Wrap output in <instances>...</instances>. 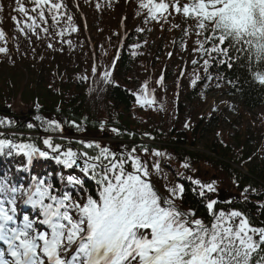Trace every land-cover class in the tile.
<instances>
[{"label": "trees", "instance_id": "16d2710c", "mask_svg": "<svg viewBox=\"0 0 264 264\" xmlns=\"http://www.w3.org/2000/svg\"><path fill=\"white\" fill-rule=\"evenodd\" d=\"M54 2H62L66 8L58 14L59 22L53 21L45 12V23L31 11V0H21L39 25L33 34L26 27L32 21L16 10V0H0L4 6L0 12V29L6 34V43L0 41V46L9 50L7 55L0 54V120L11 121L10 127L0 125V132L18 142L34 141L41 147L46 137L74 149L81 147L77 143L81 139L99 142L117 153H126L136 147L152 171L153 184L161 193L167 195L166 184L184 186L183 199L177 201L182 210L195 211L197 218L210 225L212 217L206 207L207 200L197 194L196 186L188 177L205 183L215 181L217 192L210 195L218 202L217 211H242L252 226L264 227V156L254 151L251 135L247 132L242 136L235 135V143H231L233 147L215 142L208 154L198 149V143L208 129L218 127L222 121L218 113H205L204 96L219 93L220 87L226 86L229 88L227 95L239 101L240 109L251 112L264 106V87L253 82L241 64L228 68L202 52L200 61L189 71L174 75L165 60L158 59L159 50L152 46L149 34L150 24H154L162 34L167 33L171 27V14L175 15L171 9L167 22L149 20L145 23L147 10L139 8L140 0ZM120 4L130 9L125 14L126 36L122 42L117 16L113 17L114 13L120 14L124 9ZM81 13H85V27ZM68 16H72L71 26L77 27L78 32L66 30L70 27ZM188 20L190 25L186 35L196 44L197 39L203 40L204 37L196 36L195 21ZM45 28L47 33L43 31ZM62 30L65 31L63 37L59 35ZM69 40L71 46L67 43ZM92 42L94 46H91ZM50 43L52 48L48 47ZM168 55L166 59L172 60L174 54ZM206 58L210 60L207 73L203 64ZM113 62L114 83L105 84L102 72ZM93 66L98 69L95 76ZM161 75L164 76L162 85L158 83ZM208 75L211 79L207 78ZM82 77L87 79L82 80ZM196 77L199 80L196 87H192L191 81ZM145 82H148L149 92L154 94L155 103L142 108L133 93L139 91ZM16 104L19 107H15ZM37 116L45 121H59L64 132L45 131ZM17 117H24L23 121L17 122ZM28 120L35 127L29 129ZM72 121L82 124L84 130H77ZM101 123L105 125L103 131ZM113 127L123 134L117 136L111 131ZM103 133L111 134L110 139H98ZM140 145H146L150 152L159 150L167 153L171 159L144 155L140 152ZM88 151L92 154V150ZM6 153L7 150L0 154V181L8 178L12 183L27 186L33 177H39L61 186L60 177L69 172L82 176L79 169H66L52 159H34L28 164L27 157L22 154ZM185 159L192 165L191 170L182 167ZM154 160H159L162 170L159 174L152 170ZM245 169L247 171L244 172ZM82 178L85 179V191L98 195L95 181ZM245 189L249 191L245 193ZM221 192L225 197L223 202L218 200ZM21 215L34 217L35 212L25 206Z\"/></svg>", "mask_w": 264, "mask_h": 264}, {"label": "snow or ice", "instance_id": "6c2138e0", "mask_svg": "<svg viewBox=\"0 0 264 264\" xmlns=\"http://www.w3.org/2000/svg\"><path fill=\"white\" fill-rule=\"evenodd\" d=\"M16 3V10L32 21L26 27L36 34L39 27L36 17L29 15L21 0ZM31 3V11L45 23V12L59 22L58 14L66 8L64 3L54 0H31ZM139 8L147 10L145 23L149 20L167 22L170 9L194 20L196 36L204 37L197 39L196 50L228 68L241 64L252 81L264 87V0H190L184 3L181 0H140ZM3 10L0 4V12ZM67 19L70 27L66 30L78 32L77 27L71 26L72 16ZM43 31L47 33L48 29ZM59 35L63 37L65 31ZM0 41L6 43L3 29H0ZM67 43L71 46L70 40ZM48 47L52 48V44ZM8 51L7 47L0 46V54L7 55ZM192 63L195 65L198 61ZM203 64L207 73L210 60L204 59ZM112 68L114 62L102 72L105 84L114 83ZM97 71L93 66V76ZM198 80L199 77L193 79L191 86L196 87ZM158 83H164L163 75ZM133 95L142 108L155 103L148 82ZM36 119L45 131L64 132L59 121H45L40 116ZM0 125L10 127L11 121L0 120ZM72 126L84 130L76 121H72ZM27 127L35 126L30 123ZM104 127L101 123L102 131ZM111 131L117 136L123 134L115 127ZM77 143L81 147L74 149L46 137L41 147L34 141L18 142L0 132V154L7 150L6 154L10 155L14 151L27 157L28 164L34 159H52L66 169H79L82 174L69 172L61 176V186L39 177H33L27 186L12 183L8 178L0 181V242L6 246L5 250H0V264H253L254 258L255 264H264V227L252 226L242 211H217L218 202L210 195L217 192L215 181L205 183L188 177L196 186L197 194L207 200L206 207L212 217L208 225L196 217L195 211H184L177 204L183 199L182 184H166L167 195L155 187L152 171L136 147L117 153L96 141L81 139ZM88 150H92V154ZM140 152L171 159L169 154L159 150L150 152L146 145H140ZM182 167L192 169L187 159ZM152 170L157 174L162 171L159 160L153 161ZM82 177L95 181L98 195L85 191ZM25 206L35 212L34 217L21 215Z\"/></svg>", "mask_w": 264, "mask_h": 264}, {"label": "rangeland", "instance_id": "374dc122", "mask_svg": "<svg viewBox=\"0 0 264 264\" xmlns=\"http://www.w3.org/2000/svg\"><path fill=\"white\" fill-rule=\"evenodd\" d=\"M184 3V0H181ZM121 7L122 6L120 4ZM123 9L122 12L114 13L117 16L118 22V30L121 36H124L123 32V23L125 14L130 11V9ZM128 14V13H127ZM83 22H85V13L81 14ZM171 27L167 31V33L162 34L160 29H155L154 24H150V36L152 39V46L159 50L158 59L164 61L170 71L176 75L180 71L186 72L189 71L192 66L193 60L200 61L199 54L201 51H198V45L195 44V40L188 38L186 35V30L190 25L188 19L184 18L179 14H171ZM148 31V30H147ZM123 34V35H122ZM92 37V35H91ZM91 37H89L91 39ZM186 45V50H185ZM169 52L173 53L172 60H167L166 56ZM169 56V55H168ZM209 81L206 82L208 84ZM167 87V86H166ZM221 90L219 93H215L213 95L204 96V111L205 113H218L222 116L221 124L218 127L208 129L207 133L203 135V137L199 141L198 149L201 152L209 153L210 147L215 142H224L225 144H230L229 147H233L231 143H235V135H243L244 133H248L251 139H253L252 143L255 144L254 151H257V154L264 156V106L257 108L251 112L241 110L239 105V101L237 99H232L227 95L228 89L226 86H221ZM15 107H19L18 104ZM186 107H189L187 104ZM225 112L221 115L222 112ZM22 118V117H21ZM23 121L22 119H18L17 122ZM30 120L26 122L28 123ZM111 134L103 133L98 137L100 140L110 139ZM145 139H143L144 141ZM145 142L149 143L148 140ZM253 154V153H252ZM264 158V157H263ZM244 172L247 169L243 170ZM250 171V169H249ZM218 200L220 202L225 201L224 194L218 195Z\"/></svg>", "mask_w": 264, "mask_h": 264}]
</instances>
